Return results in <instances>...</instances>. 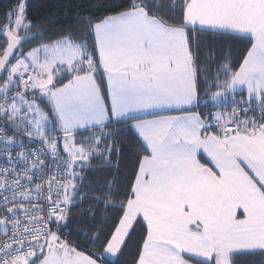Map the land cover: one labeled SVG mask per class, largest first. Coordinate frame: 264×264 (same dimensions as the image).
Returning <instances> with one entry per match:
<instances>
[{
	"label": "snow or ice",
	"instance_id": "1",
	"mask_svg": "<svg viewBox=\"0 0 264 264\" xmlns=\"http://www.w3.org/2000/svg\"><path fill=\"white\" fill-rule=\"evenodd\" d=\"M102 7L0 16V264H264V0Z\"/></svg>",
	"mask_w": 264,
	"mask_h": 264
},
{
	"label": "trees",
	"instance_id": "2",
	"mask_svg": "<svg viewBox=\"0 0 264 264\" xmlns=\"http://www.w3.org/2000/svg\"><path fill=\"white\" fill-rule=\"evenodd\" d=\"M107 0H28V18L32 21H39L45 28L50 30H56L59 28L72 25L76 22V16H99L104 12L102 7ZM15 0H0V16L3 15L4 11L8 9L11 4H14ZM204 55H208V50H214L215 54H219L221 50L231 47L233 54L235 55L240 49L244 47L242 44L228 45L223 41L215 38H208L205 42ZM239 99V96L237 97ZM207 110V109H205ZM122 141L123 148V163L125 166L124 170H127V166L131 163V154L128 151L129 143L125 139L124 133L120 134L119 137ZM87 179H101L102 177L97 174L93 177L91 174L86 177ZM85 208H76L73 211V216H78L84 212ZM90 219V217H89ZM83 227L80 221L74 220L72 227L69 231H73V235L70 237L73 240L81 239L75 232L74 229L77 225ZM84 245L82 244V247ZM133 246L130 245L125 256L121 257V261L131 260V253ZM241 264H261V257H241Z\"/></svg>",
	"mask_w": 264,
	"mask_h": 264
},
{
	"label": "built area",
	"instance_id": "3",
	"mask_svg": "<svg viewBox=\"0 0 264 264\" xmlns=\"http://www.w3.org/2000/svg\"><path fill=\"white\" fill-rule=\"evenodd\" d=\"M207 111V110H206Z\"/></svg>",
	"mask_w": 264,
	"mask_h": 264
},
{
	"label": "crops",
	"instance_id": "4",
	"mask_svg": "<svg viewBox=\"0 0 264 264\" xmlns=\"http://www.w3.org/2000/svg\"><path fill=\"white\" fill-rule=\"evenodd\" d=\"M121 259V258H120Z\"/></svg>",
	"mask_w": 264,
	"mask_h": 264
}]
</instances>
